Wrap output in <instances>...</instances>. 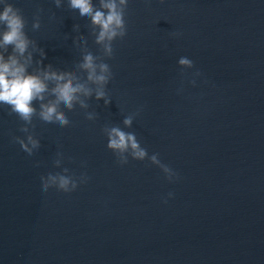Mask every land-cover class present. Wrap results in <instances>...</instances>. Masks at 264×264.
I'll list each match as a JSON object with an SVG mask.
<instances>
[{
	"label": "water",
	"instance_id": "95a60500",
	"mask_svg": "<svg viewBox=\"0 0 264 264\" xmlns=\"http://www.w3.org/2000/svg\"><path fill=\"white\" fill-rule=\"evenodd\" d=\"M181 56L194 68L181 69ZM112 73L110 104L82 96L86 109H60L64 128L39 119L40 101L31 123L0 105V264H264V16ZM111 127L179 179L147 159L118 164ZM28 134L39 141L31 156L13 140ZM49 174L87 182L41 194Z\"/></svg>",
	"mask_w": 264,
	"mask_h": 264
},
{
	"label": "clouds",
	"instance_id": "9594fccd",
	"mask_svg": "<svg viewBox=\"0 0 264 264\" xmlns=\"http://www.w3.org/2000/svg\"><path fill=\"white\" fill-rule=\"evenodd\" d=\"M55 6L59 8L63 0H53ZM130 0H99L97 7L93 0H67L68 7L80 21H89L98 29L95 33V42L104 48L107 56L113 54L112 44L115 40L122 39L127 35V24L125 19L126 9ZM165 3V0H160ZM26 20L21 10L15 7L10 0H0V105L10 107L21 120L31 123L32 117L37 109L34 101H40L39 119L52 128H64L69 126L70 121L63 115L60 109L71 111L78 103L81 108L88 105L81 97L95 95L96 100H104L105 105L110 104L111 99L106 92V86L112 80V70L107 63H97V57L91 52H87L82 57L79 67L86 71L87 82L96 85L95 89L90 88L88 83L78 82L77 77L68 76L62 72L52 69L51 65L29 72V65L32 63V52L30 45L35 49L26 31ZM41 27L40 18L37 14L34 17L32 28L38 30ZM179 37L181 33L171 34ZM81 44L85 41L81 40ZM12 46V52L5 55L8 46ZM75 47V45H74ZM41 56L44 55L40 49ZM42 61H38L41 63ZM181 69H193L194 62L186 56H181L178 61ZM202 74L197 70L192 73L193 79L190 83L196 86L197 79ZM53 87L49 89V83ZM51 93L52 102L44 103L45 95ZM137 110V114L139 111ZM87 120L95 119L94 113H86ZM132 116H127L123 120L126 127H131ZM28 132V128L22 129ZM107 135L106 147L111 150L117 158V163L121 166L129 162V157L136 161L150 160L152 165L160 168L165 178L170 182L179 179L178 174L168 165L161 162L158 153L149 156L147 149L143 148L134 133L125 132L119 127L105 129ZM21 149L31 156L39 148V141L28 134L26 138L13 137ZM59 165V162H57ZM65 173L67 169L64 170ZM87 177L82 175L79 181L72 179L66 174H49L47 179H40V192L45 194L50 188L57 191L71 193L77 190L79 184L86 183ZM173 193H168V198L173 197ZM167 203V200L164 201Z\"/></svg>",
	"mask_w": 264,
	"mask_h": 264
}]
</instances>
